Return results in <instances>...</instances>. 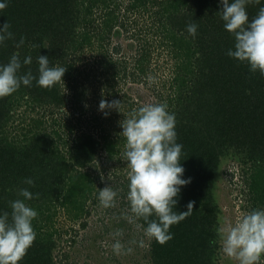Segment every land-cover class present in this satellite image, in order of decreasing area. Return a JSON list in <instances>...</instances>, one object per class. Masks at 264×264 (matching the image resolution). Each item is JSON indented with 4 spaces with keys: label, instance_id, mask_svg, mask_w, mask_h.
I'll list each match as a JSON object with an SVG mask.
<instances>
[{
    "label": "trees",
    "instance_id": "obj_1",
    "mask_svg": "<svg viewBox=\"0 0 264 264\" xmlns=\"http://www.w3.org/2000/svg\"><path fill=\"white\" fill-rule=\"evenodd\" d=\"M0 2L7 3L0 26L9 21L15 42L25 37L18 49L13 40L0 46V64L18 52L21 61L32 57L21 73L30 68L38 76L39 55L48 56L50 66L66 68L50 90L33 80L0 98V214L11 212L10 201L22 199L21 188L33 193L26 203L38 213L32 221L36 240L19 264H61L56 237L68 231L55 227V216H86L88 202L103 187L93 174L98 166L126 165L120 121L141 106L127 85H148L149 76L157 103L175 115L182 178H191L174 210L187 211L195 201L192 214L171 226L173 239L164 245L150 240V262L219 264L214 180L223 157H239L253 207L264 209V75L227 55L234 38L220 18V0ZM260 7L264 0L247 5L250 19ZM190 22L198 25L195 37L187 32ZM120 38L142 42L129 54L123 43L114 45ZM101 99L121 100L123 113L106 109L105 116ZM128 185L126 178L125 193Z\"/></svg>",
    "mask_w": 264,
    "mask_h": 264
},
{
    "label": "clouds",
    "instance_id": "obj_2",
    "mask_svg": "<svg viewBox=\"0 0 264 264\" xmlns=\"http://www.w3.org/2000/svg\"><path fill=\"white\" fill-rule=\"evenodd\" d=\"M220 18L224 28L232 34L234 47L228 49L227 55L246 63L252 73L257 71L264 75V7L250 19L247 5L259 4L260 0H220ZM7 7L6 2H0V10ZM198 25L190 22L187 25L189 35H197ZM9 21L0 26V46H7L8 40H13L15 47L20 48L25 37L15 42L14 33L10 30ZM32 57L27 56L21 61L19 53L14 52L6 64H0V98L10 96L23 86L30 87L33 80L39 87L51 89L63 80L66 68L50 66L49 57L39 55L38 76H34L29 68L21 73L23 65H31ZM149 83L153 82L151 76ZM122 101L101 99L99 110L107 116L106 109H116L120 112ZM166 103H147L120 121L122 131L119 133L125 140L123 158L128 166L129 191L127 200L129 211L123 214V219L130 224L142 220L146 227L144 236L154 239L160 245L173 239L171 226L180 223L192 214L195 201L187 204V211L177 212L176 199L181 188L191 182L184 179V167L181 165L183 145L177 143L175 131L176 118L168 110ZM123 113V112H122ZM101 180H104L101 173ZM24 183L35 186L32 178H26ZM18 198L10 201L11 212L0 214V264H19L28 249L36 240L32 221L38 213L26 201L34 198L28 188H21ZM35 194V198L39 197ZM118 193L108 185L98 192V200L102 207H116ZM221 251L236 264H264V209H253L241 215L235 222L225 219L216 229ZM114 243L112 250L116 255L130 254L133 248L126 247L121 241L124 232L117 229L111 233ZM213 240L211 243L215 244ZM129 245L144 246V240L133 239Z\"/></svg>",
    "mask_w": 264,
    "mask_h": 264
},
{
    "label": "rangeland",
    "instance_id": "obj_3",
    "mask_svg": "<svg viewBox=\"0 0 264 264\" xmlns=\"http://www.w3.org/2000/svg\"><path fill=\"white\" fill-rule=\"evenodd\" d=\"M134 41L136 43L133 44ZM134 41L120 38V41H115L114 45L118 46L117 43H123L124 51H130L129 54H131L132 49H138L137 46L142 42V40L138 41L135 38ZM127 87L130 95L136 98L141 105L157 103L156 90L149 82L148 85L145 83H129ZM71 92H66L69 98H72ZM118 165L114 163L107 168L104 165H99L97 173H93L98 175L99 178L97 179L102 182L103 187L110 185L113 190L117 191L116 207L104 208L96 197V199H91L88 202V214L77 221H74L71 217L68 218V215L64 212H57L54 219L55 227L68 231H64L62 235L58 234L56 237L60 248L57 256L61 264H152L148 251V244L151 239L144 236V227L139 220L135 224H130L122 218L125 212L130 214L127 200L129 189L125 193L121 186L128 178L129 170L127 163L123 168H119ZM101 173L104 176L103 181L101 180ZM245 177L242 173L239 157L234 155L223 157L214 180L215 195L220 206L219 225L225 219L235 222L241 215L254 209L249 197V185ZM84 221H86V225L82 226L81 223ZM117 229H122L124 232L123 237L120 238L122 243L126 247L133 248L130 254L116 255L113 252L111 246L114 239L111 233ZM69 236L71 238L75 237V242L69 239ZM133 239L137 241L143 239L144 246L129 245L128 241ZM218 261L219 264H236V262L224 256L220 243ZM262 261H264V257H262Z\"/></svg>",
    "mask_w": 264,
    "mask_h": 264
}]
</instances>
